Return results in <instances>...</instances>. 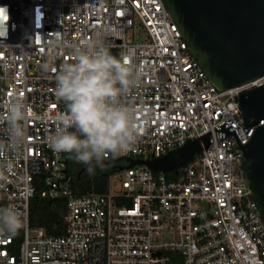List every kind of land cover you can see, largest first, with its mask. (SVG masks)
<instances>
[{
  "label": "built area",
  "instance_id": "built-area-1",
  "mask_svg": "<svg viewBox=\"0 0 264 264\" xmlns=\"http://www.w3.org/2000/svg\"><path fill=\"white\" fill-rule=\"evenodd\" d=\"M0 10V142L8 100L21 98L28 115L26 143L0 153V208L22 218L15 235H0V264H264V221L243 150L264 120L247 126L239 103L264 76L220 90L163 0H0ZM99 28L110 30V50L131 54L139 84L122 100L147 118L134 148L104 161L153 160L195 140L201 151L166 173L126 167L114 190L77 195L69 154L47 143L65 110L51 69L72 62L71 46ZM36 196L67 201L63 235L31 225Z\"/></svg>",
  "mask_w": 264,
  "mask_h": 264
},
{
  "label": "clouds",
  "instance_id": "clouds-1",
  "mask_svg": "<svg viewBox=\"0 0 264 264\" xmlns=\"http://www.w3.org/2000/svg\"><path fill=\"white\" fill-rule=\"evenodd\" d=\"M110 30L99 28L83 44L71 46L72 62H64L55 73V94L65 110L56 116L55 131L47 137L48 146L56 153L86 165L94 174L93 164L103 168L106 157L127 154L136 145L147 118L139 120L136 108L125 104L139 84V72L131 63V54L115 56L107 42ZM58 53L49 54V69ZM8 127L7 141L0 142V153L21 148L27 141V106L18 97L4 105ZM22 227L21 215L15 208H0V235H15Z\"/></svg>",
  "mask_w": 264,
  "mask_h": 264
},
{
  "label": "water",
  "instance_id": "water-1",
  "mask_svg": "<svg viewBox=\"0 0 264 264\" xmlns=\"http://www.w3.org/2000/svg\"><path fill=\"white\" fill-rule=\"evenodd\" d=\"M177 24L189 50L199 60L211 81L220 89L241 86L264 76V0H163ZM119 56L117 49L110 50ZM247 126L264 120V86L243 92L239 97ZM209 135L203 138L208 145ZM247 178L264 221V125L243 146ZM201 151L199 141L170 151L163 157L142 160L120 157L127 166L146 164L151 170L166 173L187 164Z\"/></svg>",
  "mask_w": 264,
  "mask_h": 264
},
{
  "label": "trees",
  "instance_id": "trees-1",
  "mask_svg": "<svg viewBox=\"0 0 264 264\" xmlns=\"http://www.w3.org/2000/svg\"><path fill=\"white\" fill-rule=\"evenodd\" d=\"M86 167V165L68 158L67 172L74 193L77 195H86L92 192L106 193L109 189V179L114 172L113 168L104 163L103 168L93 164L94 174L90 175ZM66 208L67 201L65 199L48 200L36 196L31 201V225L45 228L49 235H63L65 233L63 216Z\"/></svg>",
  "mask_w": 264,
  "mask_h": 264
},
{
  "label": "rangeland",
  "instance_id": "rangeland-1",
  "mask_svg": "<svg viewBox=\"0 0 264 264\" xmlns=\"http://www.w3.org/2000/svg\"><path fill=\"white\" fill-rule=\"evenodd\" d=\"M128 39L129 41H132L133 40V36L132 35H129L128 36ZM124 163V162H123ZM114 172L111 174V177L109 179V188L111 190H114L118 184L121 182V179H122V171L118 168H113Z\"/></svg>",
  "mask_w": 264,
  "mask_h": 264
},
{
  "label": "flooded vegetation",
  "instance_id": "flooded-vegetation-1",
  "mask_svg": "<svg viewBox=\"0 0 264 264\" xmlns=\"http://www.w3.org/2000/svg\"><path fill=\"white\" fill-rule=\"evenodd\" d=\"M123 165H125L126 166V163H123ZM81 173V172H80Z\"/></svg>",
  "mask_w": 264,
  "mask_h": 264
},
{
  "label": "snow or ice",
  "instance_id": "snow-or-ice-1",
  "mask_svg": "<svg viewBox=\"0 0 264 264\" xmlns=\"http://www.w3.org/2000/svg\"><path fill=\"white\" fill-rule=\"evenodd\" d=\"M0 13H2V10H0Z\"/></svg>",
  "mask_w": 264,
  "mask_h": 264
}]
</instances>
